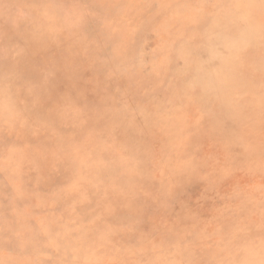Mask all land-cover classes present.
Here are the masks:
<instances>
[{"label": "rangeland", "instance_id": "1", "mask_svg": "<svg viewBox=\"0 0 264 264\" xmlns=\"http://www.w3.org/2000/svg\"><path fill=\"white\" fill-rule=\"evenodd\" d=\"M263 4L0 0V52L17 37L30 49L45 18L57 54L69 43L62 60L86 96L20 129L0 89V264H264V127L238 123L252 152L239 161L205 132L184 69L177 93H164L171 53L180 66L184 47L221 29L228 11L233 25L257 15L263 32Z\"/></svg>", "mask_w": 264, "mask_h": 264}, {"label": "bare ground", "instance_id": "2", "mask_svg": "<svg viewBox=\"0 0 264 264\" xmlns=\"http://www.w3.org/2000/svg\"><path fill=\"white\" fill-rule=\"evenodd\" d=\"M229 12V15L226 13L227 19L224 24H221V29H218L216 23L209 25L199 39L184 47L180 55V66L177 62L179 54L170 52L172 54L170 59L174 63L170 69L172 79L164 87V93L170 97L177 93L176 75L184 69L183 75L187 78L186 81L184 80L185 85H180L192 94L193 107L191 108L194 113L202 112L205 132L218 140L217 143L220 142L222 146L229 149L230 155L240 161L251 152V148L247 141L236 139L237 132L241 128L238 127V123L244 125L245 121H249L246 125L248 124L252 130L264 127V31L262 32V23L256 19L257 15L253 14V23L243 22L233 25L234 16ZM68 19L60 17L59 26L65 29L73 28L76 22ZM40 25L33 28L34 34L32 32V35L30 33L26 37L25 43H32L30 49H22L20 45L23 41L17 37L5 51L0 52V73L3 75L0 77V89L7 90L9 96V101L2 103L5 109L9 110V116L14 120L13 124L16 123L20 129V120L37 122L45 117L62 113L69 107H74L72 104L74 98L81 103L86 98L81 90L77 89V81L70 79V76L74 78L75 73L69 75L70 70L65 67L62 60L61 53L66 51L64 47L69 43L64 42L59 50L61 53L57 54L54 42L50 41L53 35L49 36L55 29L47 25L45 18ZM37 29H41L42 33H37ZM183 61L188 63L184 68H182ZM2 69L6 70L1 72ZM93 99L95 108L101 101L97 97ZM209 105L213 108L211 111L207 110ZM143 108L146 109V105H142ZM191 108H188L187 112L192 111ZM106 117L119 119L120 116L110 113ZM123 118L126 120V116ZM215 124L220 126V130L213 133L209 130ZM23 126L28 125L23 124ZM245 127L248 128V126ZM23 129L26 130L24 127ZM199 137V135L193 136L195 139ZM255 139L257 142L261 140L257 137ZM173 262L175 263L174 260Z\"/></svg>", "mask_w": 264, "mask_h": 264}]
</instances>
